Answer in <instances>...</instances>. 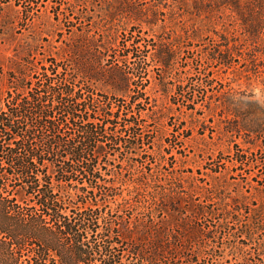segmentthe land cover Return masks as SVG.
<instances>
[{
    "label": "rangeland",
    "instance_id": "obj_1",
    "mask_svg": "<svg viewBox=\"0 0 264 264\" xmlns=\"http://www.w3.org/2000/svg\"><path fill=\"white\" fill-rule=\"evenodd\" d=\"M255 2L212 4L210 13L193 14L188 1L182 5L176 0H0L3 108L11 103L14 110L28 94L23 83L33 88L30 94L49 100L53 94L47 84L57 90L68 84L96 118H101V109L111 114L118 105L119 116L131 114L137 122L128 128L125 119L117 118L105 127L107 133L99 128L101 140L110 138L117 145L106 143L97 163L104 182L87 195L91 202L104 201L101 213L108 211L115 224H122L113 229L111 240L124 259L130 258L131 241L119 233L138 221L148 225L153 218L156 228L166 227L168 237L176 235L172 243L186 245L184 254L203 252L197 264H264L257 258L255 240L245 245L240 233L228 236L227 228L211 227L225 212L247 218L255 209L257 220H264V133L232 131L231 115L220 105L223 88L233 87L235 98L264 110V11L254 35L239 18L244 6L260 11ZM80 45V51H72ZM161 50L172 52L169 65L159 62ZM226 51L228 67L214 59ZM115 69L129 78L126 91L114 86L119 81L111 74ZM130 95L138 98L136 104ZM29 111L34 117L36 111ZM79 124L64 125V137L79 139ZM127 139L136 148L125 144ZM7 148L0 154L7 155ZM76 184L81 185L73 181L61 190L74 202L85 199ZM152 186L154 193L183 196L180 209L188 231L168 221L167 212L148 206L154 196L160 197L150 192ZM189 201L192 211L186 212ZM201 203L213 212L197 218L194 210ZM196 225L199 236L193 233ZM210 227L216 238L204 248L200 242ZM255 237L264 239V231ZM236 243L246 252L232 248ZM182 254H164L163 259L185 264Z\"/></svg>",
    "mask_w": 264,
    "mask_h": 264
},
{
    "label": "trees",
    "instance_id": "obj_2",
    "mask_svg": "<svg viewBox=\"0 0 264 264\" xmlns=\"http://www.w3.org/2000/svg\"><path fill=\"white\" fill-rule=\"evenodd\" d=\"M185 1L193 8V14L210 13L214 10L212 4L220 7L240 5V0H176L182 5H185ZM255 1V8L260 11L249 5L244 6L246 11L239 9V18L249 35L261 29L264 0ZM81 47L76 46L72 51H80ZM83 53L76 54L81 57ZM229 56L228 51L218 52L214 59L228 67ZM172 57V52L163 50L158 55L159 62L164 66L170 64ZM111 74L118 75L119 81L114 84L117 89L126 91L129 88V78L124 73L115 69ZM24 89L28 94L20 98L12 110L11 103L6 108L1 106L0 88V151L3 152L6 145L9 151L7 155L0 154V264H169L163 257L173 252H182L185 264H197L203 252L197 250L190 256L184 254L186 245L174 244L176 235H173L174 239L168 237L166 227L156 228L152 223L153 218H149L151 221L148 225L138 221L134 228L127 227L119 233L121 238L131 241L127 253L130 258L124 259L123 254L113 250L115 246L111 240L113 229L122 224H115L108 211L101 213L104 201L91 202L87 199V195L104 182L97 174V163L104 157L106 143L114 142L117 145L110 138L106 142L101 140L103 133L99 128L107 133L106 129L117 118L125 119L126 127L133 128L137 122L132 115L119 116L120 108L117 105L111 114L101 109V118H96L91 112H86L79 91L68 84L58 90L54 84H47L48 92L53 94L52 100L44 99L42 94H30L33 88H26L23 83ZM236 93L233 87L221 91L223 99L220 105L231 115V130L238 133L250 131L257 135L264 133V110L243 103L235 98ZM70 97L73 99L69 100ZM130 99L131 103L136 104L138 98L130 95ZM30 103L33 104L31 107L28 105ZM29 108L36 111L34 117ZM84 111L86 114H82ZM76 122L81 123L77 127L81 139L64 137L61 130L64 125ZM124 143L136 148L135 142L128 139ZM73 181L81 184L74 186L79 188V195L85 199L74 202L62 194L63 187ZM152 188L150 192L160 194V197L156 200L157 196L153 195L148 206L167 212L168 221L188 231V223L183 217L185 212L180 209L184 204L183 196L179 193L167 194L166 191L154 193L155 187ZM207 201H211V198H207ZM201 204L194 210L197 218L204 212H213ZM190 205H193L191 201L184 207L186 212L192 211ZM235 211L239 210L236 208ZM237 213L233 216L232 212H225L224 217L211 227L218 225L216 228H227L228 236L240 233L244 237L242 241H246L245 245L249 240H255L257 258L264 260V239L255 237L257 232L264 231V220H257L259 217L255 209L247 218H242L241 212ZM211 227L200 242L204 248L209 246V240L215 241V231ZM192 228L194 235L199 236L201 227L196 225ZM234 246L238 251L247 250L243 244L236 243L232 248ZM194 255L198 258H194Z\"/></svg>",
    "mask_w": 264,
    "mask_h": 264
}]
</instances>
